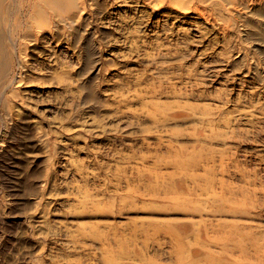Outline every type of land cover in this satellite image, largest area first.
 Here are the masks:
<instances>
[{"label": "rangeland", "instance_id": "obj_1", "mask_svg": "<svg viewBox=\"0 0 264 264\" xmlns=\"http://www.w3.org/2000/svg\"><path fill=\"white\" fill-rule=\"evenodd\" d=\"M51 1L0 0V264H264V0Z\"/></svg>", "mask_w": 264, "mask_h": 264}, {"label": "bare ground", "instance_id": "obj_2", "mask_svg": "<svg viewBox=\"0 0 264 264\" xmlns=\"http://www.w3.org/2000/svg\"><path fill=\"white\" fill-rule=\"evenodd\" d=\"M224 2H225V1H224ZM51 3H53V5H55V6H60V1H58V0H55V1L53 0V1H51ZM183 6H184V5H183ZM194 6H195V5H194ZM199 8H200V7H199ZM200 9H203V8H200ZM204 9H205V8H204ZM204 9H203V10H204ZM206 9H207V8H206ZM203 10H202V12H203ZM216 10H217V8H216ZM199 11H200V10H199ZM208 11H209V10H208ZM208 11H207V12H208ZM198 13H199V12H198ZM200 14H201V12H200ZM206 14H207V13H206ZM206 14H205V15H206ZM205 15H204V16H205ZM199 16H200V15H199ZM205 19H206V18H205ZM61 20H62V22H63V21L66 22V19H65L64 15H61ZM207 21H208V20H207ZM222 23H223V22H222ZM210 24H211V23H210ZM212 25H213V24H212ZM222 25H223V24H222ZM222 31H223V28H222ZM222 34H223V33H222ZM82 70H83V69H82ZM80 72H81V71H80ZM77 74H78V75H81L80 73H77ZM240 84H241V83H240ZM241 85H242V84H241ZM78 86H80V85L78 84ZM79 89H80V87H79Z\"/></svg>", "mask_w": 264, "mask_h": 264}]
</instances>
